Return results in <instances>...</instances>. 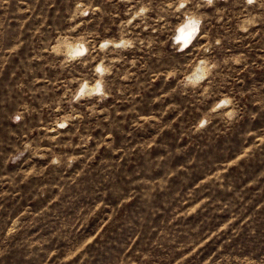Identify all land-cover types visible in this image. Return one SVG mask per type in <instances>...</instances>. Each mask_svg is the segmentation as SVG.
Returning a JSON list of instances; mask_svg holds the SVG:
<instances>
[{
	"label": "rangeland",
	"instance_id": "rangeland-1",
	"mask_svg": "<svg viewBox=\"0 0 264 264\" xmlns=\"http://www.w3.org/2000/svg\"><path fill=\"white\" fill-rule=\"evenodd\" d=\"M72 7L70 0H11L0 8V264H125L134 240L143 236L142 243L149 238L155 243L162 233L174 235L177 248L187 245L182 253L189 257L187 264H264V145L260 144L264 140L260 135L264 133V36L246 38L243 44L232 40L216 52L221 59L239 54L234 49L246 48L250 53L248 64L237 67L227 82L245 108L243 132L227 131L221 125L202 135H189V121L194 118L189 107L173 130L164 131L154 146L145 149L160 127L178 114L169 113L155 127L134 126L141 116L162 113L175 102L153 104L154 97L162 95V81H153L151 71L134 70L139 83L116 79L117 90L123 84L129 91L123 97L114 93L97 107L96 116L88 115V102L75 106L84 119L60 130L59 143L52 145L44 138L54 133L45 129L67 111L56 113L45 105H54L67 91L65 82L74 77L58 68L59 61L47 49L61 30L67 31L65 20ZM104 7L107 15L89 17L93 22L82 31L99 28L105 34L117 33L120 21L113 19L111 5ZM218 7L228 9L223 23L216 22L214 9L206 10L212 19L205 30L213 36L226 34L228 21L239 11L225 3ZM206 42L196 44L188 59L180 62L190 63ZM127 55L131 59L136 53ZM166 62L175 59L167 57ZM127 70L117 66V71ZM79 73L77 68L75 78ZM135 93H139L135 101H129ZM24 105L33 114L22 125L13 124L11 114ZM87 135L94 139L85 149L63 147L78 145ZM25 136L41 141L37 145L41 150L51 147L52 154L62 151L80 160L70 170L50 168L48 160L32 153L16 165L8 163L18 138ZM238 157L243 159L233 164ZM33 168L36 174L28 175ZM109 177L111 193L99 200L97 189L103 191L101 183ZM162 183L167 185L163 189ZM205 198L209 203L190 214ZM17 216L21 227L9 234Z\"/></svg>",
	"mask_w": 264,
	"mask_h": 264
},
{
	"label": "clouds",
	"instance_id": "clouds-1",
	"mask_svg": "<svg viewBox=\"0 0 264 264\" xmlns=\"http://www.w3.org/2000/svg\"><path fill=\"white\" fill-rule=\"evenodd\" d=\"M70 2L73 7L65 20L69 27L67 31L61 30L57 38L49 42L47 49L48 54L59 61L58 68L74 77L65 82L67 91L54 105H45L49 109L54 108L56 113L67 111V114L45 129L46 133H54L44 138L49 144H58L61 139L60 130H66L74 121L84 119V113L77 112L75 106L88 102V115L94 117L97 115V107L106 103L114 93L125 96L129 89L122 84L117 90L115 80H136L139 83L138 72L134 70L145 74L151 71L153 81H162V95H156L153 104L175 101L168 103L162 113L154 112L141 116L140 121L134 122V126L141 130L148 124L155 127L161 125L169 113L178 114L176 120L160 127L158 135L153 137L150 144L144 146L145 149L154 146L158 136L164 131L173 130V125L185 117L189 107L193 110L194 117L189 121V135H202L213 126L221 125L227 131H244L245 108L242 107V101L235 90H229L227 82L237 67L248 64L250 53L246 48L234 49L239 54H225L221 59L216 52L223 49L226 42L235 40L236 43L243 44L246 38L254 36L260 39L264 36V31H256L264 30V0H102L100 4L97 0ZM10 3L11 0H0V8L7 7ZM221 3L230 4L239 11L228 21L230 27L226 34L213 36L205 30L207 22L212 19L206 10L214 9L216 22L223 23L228 9L219 8ZM104 5H111L113 19L120 21L117 33L105 34L99 28L91 32L82 31L93 22L89 17H95L98 13L107 15ZM172 18H177L178 22L170 23ZM201 41L207 42L201 44L190 63L185 65L180 62L181 58L188 59L190 50ZM16 47H20L19 42ZM130 53L136 55L129 59L127 54ZM167 57H173L175 62H166ZM118 65L126 66L128 70L117 71ZM77 68L80 73L79 77L75 78ZM139 86L145 88L144 84ZM256 92L259 93L260 89L257 88ZM137 95L139 93L129 96L128 100L135 101ZM185 100L188 101L187 105L183 103ZM261 105L264 106V99H261ZM32 114L33 110L24 105L11 114L10 120L19 126ZM92 139L94 137L91 135L82 136L78 145L68 144L63 147L85 149ZM18 140L20 142L8 157V163L12 165L18 164L29 153L41 160H48V167L57 169L70 170L80 160V156H65L62 151L52 154L54 149L51 147L41 150L37 147L41 141L29 136ZM260 144L264 145V140H261ZM107 147L111 148L112 145L108 144ZM177 154H180L179 151ZM250 154L251 152L245 153V157ZM242 159L243 157H238L232 163L237 164ZM33 174H36L35 168L28 173ZM83 174L81 172L80 175ZM105 175H108L107 170ZM220 178V174H217L215 180L219 181ZM76 182L74 179L73 183ZM110 182L111 177L107 183H101L103 191L97 189V199L104 200L110 195ZM166 186V183H162L161 189ZM208 203L207 198L199 200V203L190 209V214L196 213ZM100 206L97 205L98 208ZM20 227L21 218L17 216L12 221L9 234L17 232ZM224 227L227 228L228 225ZM142 241L143 236L139 241L132 242V247L125 256V264H173V261L175 264H187L189 257L182 254L187 245L177 248L174 235L162 233L155 243L151 238L146 243ZM235 264L241 262L236 261Z\"/></svg>",
	"mask_w": 264,
	"mask_h": 264
}]
</instances>
